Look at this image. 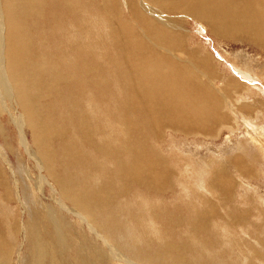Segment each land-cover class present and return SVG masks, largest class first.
Here are the masks:
<instances>
[{
	"label": "bare ground",
	"instance_id": "6f19581e",
	"mask_svg": "<svg viewBox=\"0 0 264 264\" xmlns=\"http://www.w3.org/2000/svg\"><path fill=\"white\" fill-rule=\"evenodd\" d=\"M189 20L264 54V0H0V134L8 113L34 162L20 177L0 161V264H239L215 226L264 223V208L233 204L260 174L254 153L237 144L195 173L202 208L143 204L193 184L176 166L189 159L160 153L165 137L214 139L232 112H264L252 76L187 44ZM12 204L22 215L5 217Z\"/></svg>",
	"mask_w": 264,
	"mask_h": 264
},
{
	"label": "rangeland",
	"instance_id": "374dc122",
	"mask_svg": "<svg viewBox=\"0 0 264 264\" xmlns=\"http://www.w3.org/2000/svg\"><path fill=\"white\" fill-rule=\"evenodd\" d=\"M190 22L191 23L188 24V27L191 30L190 33L192 34L193 39L190 38L187 44L191 47H196L199 43L206 45V47L209 49V51L213 55V58L216 61L221 63L222 68L225 71L227 70V73H230L234 75L235 77H237V75H235L236 73L239 74L238 72L239 70L243 71L245 75L247 74V77L245 76L246 79H248L249 76H252L251 78L253 79L249 80L250 82L249 84L252 85V86L251 85L249 86H251L253 88V91L255 92L252 94L254 95L256 93L257 94L260 93L261 101L264 104V54L261 53L260 50L257 49L254 45H251L247 43L246 41L240 42L238 40H233V41L222 40L224 41L222 42L221 40H218L217 38H214L210 34H208L207 29L205 28L204 25H202V23H196V21H190ZM98 28H101L100 31L105 36L107 31L103 29L104 27L99 26ZM73 35L75 37L77 36V33H73ZM80 38H82V40L87 39L85 34H82ZM83 38H86V39H83ZM217 40L218 42H216ZM253 60L255 61V63H253L254 62ZM244 98H246L247 100H245ZM238 99H240L239 102H244V103L251 101L250 96H247L246 94L240 95ZM232 113H231L232 122L225 124L227 125V127L230 128L229 131H225V130L222 131L217 138L208 139V140L206 138L204 139L195 138L193 140L190 138L188 140V139L182 138L181 136L180 137L179 136L165 137L164 139L165 141H163L162 143L158 145V149L160 150V153L162 155H165L169 159L171 158L174 162H176V160L173 158V156H176V158H179L184 155L185 157L184 159H189L190 160L189 162L187 160H184L183 164L181 163L182 161L177 162L176 166H177V169L181 171L179 172V176L183 178V175L185 176V174L188 173V175L190 176L189 177L186 176V181L187 183L191 181V183L193 184H191L190 186H186L184 189H181V191L180 189L176 190V192L171 193L167 195L166 197L164 196L162 197V199L158 197L149 198L146 202L143 203L145 205H149L148 209H151V208L155 209L157 208V206H160L161 203L169 205V206H173V205L178 206L179 203H183L187 201H191L192 204H194L195 206L202 208V204L199 202L198 196H197V187L199 186H197V183H195V180H196L195 173L202 174V172L209 171L210 169H212V166L209 163H211L212 165H217V164L224 163L223 161L225 162L230 161L231 154H233V152L235 153V149H236L235 146H237V144H238L239 150L243 151L246 154L254 153L258 157V162L257 163L255 162V167L257 166V170L260 174L257 173L258 175L256 177L257 179L249 181L248 183H244V181H242L241 183L242 186H240L235 192L236 203H233V204H235V206L240 209H248L249 207H254V205H256L260 209L264 208V139H263L264 138L263 136L264 135V112L258 111L254 114V116L249 117V118H243L239 116L238 114L237 116L235 112H232ZM8 115H9L8 113L3 114L1 118L2 123H4L3 125L5 129H4V133L2 132V134H0V148L4 152V155L2 152H0V161H4V162L6 161L9 163L10 167L7 169L11 171V172L9 171L10 173H13L19 167L20 170H18L19 172L18 171L17 172L19 173V176L22 177V175H24L23 174L24 171L31 170L34 167V162L33 160L29 158L28 153L25 151V147L19 142L20 136L17 131V127L14 123L10 122ZM169 138H172V139H169ZM253 143H255L254 146H252ZM260 143H262L263 145H261ZM6 145L8 146L5 147ZM250 145L252 147H250ZM178 163L180 166H178ZM192 168L193 169L195 168V170L193 171ZM197 176L199 175L197 174ZM49 191L51 193V189L47 187L46 192L48 193ZM250 195L252 198L250 197ZM191 202L189 204H191ZM183 204L186 205V203H183ZM142 207L144 208L143 205ZM16 209L22 215L21 208L18 207L17 205L15 207V205L12 204L11 213L6 215L5 217H10L16 214ZM12 211L14 214H12ZM69 218L73 223H76L78 220L77 217L75 216L73 217V215L69 216ZM249 220L251 221H249V223L243 227L242 226H232V227L230 226L229 227L227 225L222 226L221 224L215 227L220 229L219 232L221 234L222 242H227V241L229 242L231 240V242H234V244L236 243L235 244L236 250L235 251L233 250L234 258L236 259L234 261L236 262L238 261L237 263L239 264H248V263L256 264L255 262L264 264L263 262L264 261L263 259L264 250H262L263 253H259L261 257H259V254L255 252L258 249L257 244L259 242H260L259 244H261V242L264 241V223L261 221L259 213H256V216L250 218ZM25 221H26V218H25ZM258 224H260L261 226L260 227L256 226ZM153 227L154 226H152V228ZM149 228L150 227L146 226L145 227L146 231L149 230ZM179 233H181L182 236H185L183 235V234H186L185 228H180ZM19 242H20V239L17 240L16 243H19ZM232 258H233V254H231V263L234 262ZM228 261L229 260L227 257L226 259H224V261H222V263H225ZM75 264H78V263L75 262ZM110 264H118V262L115 261L114 263H110Z\"/></svg>",
	"mask_w": 264,
	"mask_h": 264
}]
</instances>
